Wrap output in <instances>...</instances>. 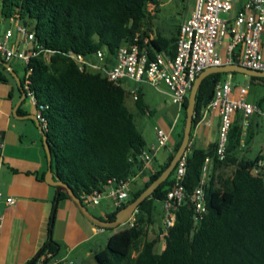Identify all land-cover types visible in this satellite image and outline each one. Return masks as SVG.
I'll list each match as a JSON object with an SVG mask.
<instances>
[{
	"label": "trees",
	"instance_id": "trees-1",
	"mask_svg": "<svg viewBox=\"0 0 264 264\" xmlns=\"http://www.w3.org/2000/svg\"><path fill=\"white\" fill-rule=\"evenodd\" d=\"M162 3L163 0H0L3 19L18 17L34 31L33 45L41 48L28 65L32 73L21 81L23 86L28 81L37 99L36 109L47 122L45 133L53 156L54 177L69 185L78 197L100 191L111 180L127 181L142 173L139 157L147 144L126 103L130 92L101 74L82 72L68 53L92 57L106 51L112 57L119 48L137 40L151 57L158 53L173 57L180 28L177 34L157 32L150 39L154 31L148 6ZM146 39L150 43L144 46ZM220 77L221 74H214L203 81L193 125L200 120L208 88L213 81L218 83ZM0 80L5 81L1 76ZM187 106L188 97L181 112L182 130ZM136 109L142 115L150 114L142 97L136 102ZM18 114H22L20 109ZM182 138L183 132L166 164L153 175L144 173L148 178L144 186L135 192L131 190L128 202L108 214V221L115 220L120 210L163 173ZM242 142V125L235 121L224 161L218 158L217 145L206 150H188L186 198L175 212L174 225L162 233H166L163 252L157 253L159 240L150 239L148 229L154 224L155 202L167 201L174 172L140 205L134 225L112 235L106 248L96 253L97 263L264 264V170L253 173L258 161L264 158H242ZM206 159L212 166L204 185L207 213L199 216L191 197L204 178ZM228 168H234L230 175L226 173ZM64 199L69 198L61 193L59 201ZM59 247L53 240L48 242L32 262L47 253L56 257Z\"/></svg>",
	"mask_w": 264,
	"mask_h": 264
},
{
	"label": "built area",
	"instance_id": "built-area-1",
	"mask_svg": "<svg viewBox=\"0 0 264 264\" xmlns=\"http://www.w3.org/2000/svg\"><path fill=\"white\" fill-rule=\"evenodd\" d=\"M234 3L235 0H196L191 17L180 27L176 53L173 57L164 53H158L151 57L147 49L139 45L137 40L136 43L119 48L114 56L116 60L114 66H108L105 62L106 51H99L92 57L70 51L68 56L74 60L82 72L101 74L114 85H122L124 81L131 80L137 83L146 82L158 89L160 85L164 84L168 89V95L173 105L180 113L195 80L208 68L236 64L264 72L262 47L264 0H251L234 17H231V13L234 11ZM9 20L14 25V29L7 30L0 39V56L9 64L14 60L23 62L25 65L24 76L27 79L32 73V69L28 68L31 58L38 56L41 48L33 45L35 41L33 30L26 28L18 17H12ZM226 36L231 38L228 58H224L220 54L222 41ZM149 41L146 39L143 45H148ZM20 44H24L26 50L19 49ZM236 51L239 54L237 57L234 56ZM46 58H49V55ZM28 84L26 80L24 88L27 98L36 106V96ZM232 90L233 86L229 81L216 84L213 96L206 106L207 112L217 111L220 115L221 124L217 143V155L220 161L226 159L227 143L235 114L243 113L244 128L250 125L252 116L263 114L259 105L249 103L246 100V87L240 89L238 100L231 99ZM129 94L134 102L138 101V90H132ZM37 119L43 130L46 131L47 122L41 111H38ZM169 142L170 134L163 129H158L157 148L145 150L139 157L143 162V172L149 175L155 173L153 168L155 154L159 149L167 148ZM3 147L4 143L0 139V149ZM209 162L210 160L206 159V165ZM263 170L264 160H260L253 169V173L257 175ZM186 173L185 155L174 170L173 184L167 193L165 231L174 225L175 212L186 198L184 187ZM205 181L204 173L201 185L191 197L199 216L207 213ZM130 193L131 182L129 180H111L104 189L94 191L91 195H85L81 197V200L86 206H98L103 200L111 199L115 209H117L128 202ZM0 201L8 206L15 203L13 197L5 198L1 192ZM165 235L166 233L162 234V237ZM46 260L49 261L46 264H65L63 261L55 259L51 254L43 255L34 264H45Z\"/></svg>",
	"mask_w": 264,
	"mask_h": 264
},
{
	"label": "crops",
	"instance_id": "crops-1",
	"mask_svg": "<svg viewBox=\"0 0 264 264\" xmlns=\"http://www.w3.org/2000/svg\"><path fill=\"white\" fill-rule=\"evenodd\" d=\"M250 1L235 0L231 17H234ZM161 7L162 4L159 6H148V12L150 8L152 11V13H149L153 17V23L160 13ZM193 11L188 15L184 23L191 17ZM2 25L3 27L1 28ZM181 25L175 27V34L178 33ZM0 28L1 39L7 30L14 29V25L10 20H4L0 15ZM158 32H160V29ZM153 37L150 39H153ZM230 45L231 38L226 36L220 48V54L224 58H228ZM262 47L264 54V34ZM19 49L26 50V46L20 44ZM237 51L234 54L236 57L239 56ZM0 58L3 60V57L0 56ZM14 61L10 64L12 70L19 76L13 65ZM105 62L108 66L116 64L115 57H110L107 53ZM0 76L5 80H0V139L4 143V147L0 149V192L5 198L13 197L15 199V203L9 206L0 201V264H30L35 258H38L40 251L52 240L60 245L59 253L54 257L55 259L61 260L65 264H75L77 259H81L82 264H98L95 258L96 253L106 248L104 247V241L106 240L105 246H107L111 236L116 233L114 232L115 230L111 234H107L106 229L99 228L89 222L70 199L59 201L54 214L57 192L55 187L46 182L48 159L43 143V135L35 121L25 118L29 115L37 116L38 111L35 104L27 98L18 107L17 113H15V108L22 97L18 83L13 75L1 64ZM19 77L22 80L23 77ZM127 81L131 80L124 81L123 87ZM227 81L231 82L233 86L231 99L238 100L240 98V89L246 87V100L249 103L259 105L264 114V82L262 84L257 78L249 77L242 73L221 74L218 83ZM218 83L216 82V84ZM157 90L168 95V89L164 84L160 85ZM140 97L142 95L139 93ZM168 97L170 96L168 95ZM130 99L132 100L129 96L127 101ZM132 102L136 107V102L133 100ZM207 104L201 110L199 122L193 125L188 149L190 151L194 149L206 150L218 143L221 124L220 115L217 111L207 112ZM19 109L22 114H18ZM181 112L178 113L176 108V114L170 127H160V129L170 134V142L167 148L159 149L156 152L153 162L155 171L166 164L178 144L182 132H184L182 128L181 130H175L180 125ZM147 114L150 115L149 113ZM257 115L255 114L250 118V125L246 128L243 127V113L238 112L234 116L233 125L235 121H240L242 125L243 142L240 156H243L242 158L244 159H246L244 156L245 150L251 147L253 140L251 128L254 126V118ZM256 126H259L258 122H256ZM140 131L147 144L146 150L157 148V128L155 130ZM258 156L263 157L261 154ZM211 167V162H209L205 172V180L208 178ZM144 173L146 172H140L129 180L133 192L141 189L148 180L143 175ZM103 201L108 202L112 209L109 211L104 205L102 215L96 217L106 219V216L111 214L115 207L111 199ZM53 214L55 219L51 225ZM135 220L128 223V225H134ZM49 254L47 253L46 255Z\"/></svg>",
	"mask_w": 264,
	"mask_h": 264
},
{
	"label": "rangeland",
	"instance_id": "rangeland-1",
	"mask_svg": "<svg viewBox=\"0 0 264 264\" xmlns=\"http://www.w3.org/2000/svg\"><path fill=\"white\" fill-rule=\"evenodd\" d=\"M194 6L195 0H163L162 7L160 8L161 11L152 25V29L154 31V34L152 36H155L159 29L160 32L165 35H172L174 33L175 27L184 23L188 15H190L194 10ZM149 12L152 13L151 8ZM2 27L3 25L1 26V28ZM13 65L15 66L19 76L24 77V63L21 61H14ZM236 81L240 83L238 79H236ZM124 88L128 91L138 90L142 95L143 100L150 112V115H142L137 111L131 99L127 101V106L135 115L139 130H155V128H157L158 130L160 129V127H170L176 114V108L173 103L170 102V97H168L165 92H161L160 90L155 89L146 82L134 83L132 81H127L124 83ZM182 116L183 114L181 113V118ZM256 122H258L259 124L258 127L256 126ZM181 128L182 123H180L179 127L175 130H181ZM251 132L253 133L251 147L250 149L245 150L244 156L246 159L255 160L256 157L261 154L264 158V114L255 116L254 126L251 128ZM233 169L234 168L226 169L227 175L232 174ZM108 204V202L103 201L101 204L102 206H88V209L93 215L101 216L104 205L107 207V210L110 211L112 209ZM164 214L165 203L160 201L155 202V210L153 214L154 224H152L148 230L150 239L159 240L156 248L157 253L163 252L165 248V242L162 241L164 238L162 237V233L166 230ZM135 219L136 216L133 217L131 222H134ZM128 227H130L128 223L125 225H121L116 228L114 232H120ZM106 232L107 234H111L113 231L107 230ZM104 243V247H106V240L104 241ZM135 257L136 253L132 255V259L134 260Z\"/></svg>",
	"mask_w": 264,
	"mask_h": 264
},
{
	"label": "water",
	"instance_id": "water-1",
	"mask_svg": "<svg viewBox=\"0 0 264 264\" xmlns=\"http://www.w3.org/2000/svg\"><path fill=\"white\" fill-rule=\"evenodd\" d=\"M0 64L3 65L16 79L18 86L20 88V91L22 93L21 100L19 101L18 105L15 108V113H17L18 107L27 99V93L22 85V81L20 77L12 70L11 64L5 62L0 58ZM227 73H242L245 74L249 77H255L263 84L264 82V72L261 71H255L251 70L245 67H242L240 65L232 64V65H225L222 67H211L206 69L204 72H202L197 79L195 80L193 87L190 91L189 97H188V106L186 109V123L184 127V132H183V138L182 142L180 144V147L178 148L176 154L174 155L173 159L171 160L170 164L168 167L163 171V173L146 189L144 192L133 202H131L128 206L120 210L117 215L115 220L113 221H108L107 219H101L93 215L88 207L83 204L81 197H78L73 189L67 185L66 183L56 179L54 177V173L52 171V152L50 149L48 137L43 130L39 120L37 119L36 115H29L25 118L32 119L35 121L36 125L38 126L40 132L43 135V143L44 147L46 150L47 154V159H48V171L46 173V182L55 187L57 196H56V201L54 205V214L55 211L57 210L58 204H59V197L61 193H64L67 195V197L76 205L77 209L81 212V214L92 224L95 226L102 228V229H116L121 225H125L127 223H130L131 220L133 219L134 215L138 211V208L140 205L148 199L154 192L158 189L160 185H162L165 181H167L172 173L174 172L177 164L179 161L188 153L189 145H190V140H191V134H192V128H193V119L195 116V109H196V103H197V95L199 92V89L203 83V81L209 77L210 75L214 74H227ZM216 86V82L213 81L208 88L206 95L204 97V105L208 103L210 98L213 95L214 89ZM55 217V216H53ZM30 264H34V262H31ZM75 264H82L81 259H77Z\"/></svg>",
	"mask_w": 264,
	"mask_h": 264
}]
</instances>
